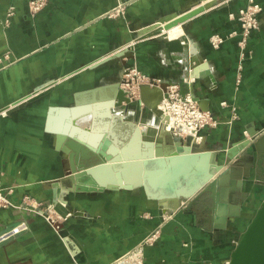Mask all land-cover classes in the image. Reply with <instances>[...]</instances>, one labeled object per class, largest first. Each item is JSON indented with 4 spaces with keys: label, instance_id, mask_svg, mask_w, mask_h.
Returning a JSON list of instances; mask_svg holds the SVG:
<instances>
[{
    "label": "crops",
    "instance_id": "1",
    "mask_svg": "<svg viewBox=\"0 0 264 264\" xmlns=\"http://www.w3.org/2000/svg\"><path fill=\"white\" fill-rule=\"evenodd\" d=\"M29 1L0 0V110L33 96L0 117V190L9 202L0 206V237L22 222L29 226L0 241V264H116L156 232L154 244L144 247L142 264L227 263L264 201V0H257L263 7L262 28L249 41L253 56L243 64L239 85L240 38L231 36L239 25L232 15L247 0H219L185 27L198 44L194 49L199 61L191 65L194 97L220 121L204 131L197 145L218 150L224 158L219 163L228 171L215 203L208 199L198 213L183 209L167 220L170 203L148 198L143 187L137 193L116 188L78 193L75 185L84 183L76 176L101 162L99 151L112 155L115 146L124 160L114 176L120 170L125 181H142L141 159L150 157V150L153 156V145L135 132L130 135V123L113 114L119 92L116 64L101 59L138 41L165 18L195 10L203 0H49L36 16L29 12ZM10 6L17 12L5 28ZM119 6L123 16L105 17ZM180 31L170 36L177 38ZM216 34L226 37L218 49L210 43ZM164 52L163 39L141 40L135 63L152 79L177 83L185 58L176 54L166 63ZM161 137L153 140V157L158 149L165 153L174 147L173 139L171 143ZM183 143L186 147L191 142ZM234 150L235 157L227 158ZM233 181L238 185L231 202ZM54 199H66L70 207L62 212H73L65 222L64 239L37 215V206Z\"/></svg>",
    "mask_w": 264,
    "mask_h": 264
},
{
    "label": "rangeland",
    "instance_id": "2",
    "mask_svg": "<svg viewBox=\"0 0 264 264\" xmlns=\"http://www.w3.org/2000/svg\"><path fill=\"white\" fill-rule=\"evenodd\" d=\"M48 1L49 0H30L28 4L30 14H32V16H36L40 14L48 5ZM218 2L219 0H203L200 6L196 8L197 10L188 9L182 14L179 15L175 14L173 16H169L168 18H165L161 22H158V24H154L151 28H149V30L145 33V35L139 38L138 41H134V43L132 44L118 47L101 59L102 63L107 62L109 60H114L115 61L114 64H116V69L114 71L118 76L117 89L119 92L117 93V96H115V99L118 102V104L113 109V114L117 115L118 119L122 118L126 122L130 123V125H126V129L129 132V134L131 135L133 132H135L133 135L135 136L139 135L144 137L145 141L148 140L149 146L155 145L153 143L154 138L156 139L157 142H159L160 138H162L161 136L167 137L166 142L172 143V139H173V136H171L172 132L169 131L168 126H165L164 121H162L163 117H165L163 113L162 101L164 99V93H166L167 90L169 91L170 89H172L176 83L173 82L164 83L163 82L164 80H162V78L152 79L146 76L143 72H141V70L137 67L135 63L136 44L141 40H147L149 38H154V37H159L163 39L165 44V42L168 40L176 39L170 36V33L172 31H175L176 29H181L182 33L177 38L182 40L183 44L186 46L185 53L180 54L183 55L184 58H187L188 60V61L186 59L182 60L184 63L183 75H186V72L189 69L190 64L193 65V63L195 64V62H198L199 60H197V57L195 56V54L198 52H195L194 49V47H196V50H198L197 49L198 44L197 42L192 40L190 36H188V34L185 31V27L191 19L201 15L206 11L213 9V7H215L218 4ZM121 7L122 6H119V8H117L116 10L109 12L108 14H106L105 17L118 18L120 16H123L124 9H121ZM241 11H244V13L242 14ZM16 12L17 9L15 6H10L8 8L4 19L5 28H9L11 26L12 20L16 15ZM262 14H263V7L257 0H247L246 4L239 9L238 13L232 15V18L237 20L238 22L239 32L234 31L231 34V36L234 37L239 36L240 38L238 45L240 49V53H239L240 58L241 57L243 58V62H242L243 67H244L243 64L246 62V60L252 58L253 56V50L249 47L250 46L249 41L252 38L253 34L262 28V20H261ZM172 23H174L175 26L170 30H167L166 26ZM215 38L223 40L224 43L226 37L216 34L210 38V43L212 47L218 49L223 43L220 44V46L217 48L214 47L212 44V40ZM164 54H165L164 62L167 63L168 61L169 62L174 61L173 57H170L168 55L166 49ZM174 55L176 54H172V56ZM7 57L8 54H6V58ZM240 65H241V61L239 62V66ZM241 72L238 70L237 85L241 83V81L238 82V80H242ZM145 86H149L147 88H150L152 90L158 88L160 94L159 97L162 100L160 101V99H158L159 100L158 103H154V104L145 102V99L142 94V88ZM162 87H165L166 89L164 90L165 92L161 89ZM32 97L26 96L24 99L22 98L21 100H19V102H17L13 106L11 105L4 110H0V117L10 115L15 108L25 105ZM122 106L123 108L121 109L120 107ZM154 107L157 108V111ZM158 111L162 112L161 118L157 114ZM233 117L234 118L237 117L236 111H233ZM215 118L219 125L220 121L218 120L217 117ZM218 125H216L215 127L209 126L207 129L216 128ZM139 131H141V133H139ZM176 140H179V138H177ZM219 159L224 160V158H219ZM122 165L121 168H123ZM50 183L52 184L49 185L54 184L53 182ZM67 184H69L68 181ZM68 203L69 202H67L66 199L61 201L54 199V201H52L51 203L47 205L37 206L36 208L37 215L43 218L47 223H49L56 232V234L60 236L61 239H64L65 222L67 221L68 217L73 213L72 211L62 212L65 209L67 210L69 209L70 206ZM3 205H9V202L3 196L2 191L0 190V206ZM169 205H170L169 209L165 210L164 213V217L166 220L174 217L180 210H183L185 206H187V204L186 205L180 204L179 206L178 205L176 206L174 204H169ZM18 226L24 228L23 231L21 232L27 231L29 229V226L26 222H22L19 225L15 226L14 228ZM11 231L1 235V237L10 233ZM17 234H13V235H17ZM157 235L158 233L156 232L151 238L146 239L135 251H133V253L129 254L128 256H123L122 258H119L116 264H142L144 258V247L147 245L154 244Z\"/></svg>",
    "mask_w": 264,
    "mask_h": 264
},
{
    "label": "water",
    "instance_id": "3",
    "mask_svg": "<svg viewBox=\"0 0 264 264\" xmlns=\"http://www.w3.org/2000/svg\"><path fill=\"white\" fill-rule=\"evenodd\" d=\"M174 26V23L168 24L166 29L170 30ZM164 46L170 57L172 54L185 53L186 46L178 38L166 41ZM145 87L142 88V94ZM161 89L166 90L165 87ZM157 114L160 118L162 117L161 111H158ZM103 148L106 149V146ZM217 151L215 149L203 150L196 143H190L184 147L183 142L175 141L173 149L165 153L158 149L156 157L146 158L142 162V181L140 183L125 181L124 173L120 170H117L115 174L117 181L103 183L98 180L94 172L91 171L93 167L104 161H114L113 164L120 162L114 156L99 151L101 162L91 168H85L86 170L76 176L84 184L75 185L74 191L92 194L103 191L105 188H116L132 190L137 193L139 188L143 187L148 198L152 200L167 202L176 206L187 201L188 204L184 211L198 213L197 210L201 209L206 200L211 199L213 203L218 200V188L222 184V175L228 171V167L226 168L224 164L219 163V152ZM235 155L236 151H232L228 153L227 158L233 159ZM214 169L218 171L217 175L213 174ZM245 169L247 171L248 168L245 167ZM68 177H72L71 174ZM71 180H75V178L73 177ZM237 185L235 181L230 185L229 197L231 202ZM229 264H264V201L241 235L231 254Z\"/></svg>",
    "mask_w": 264,
    "mask_h": 264
},
{
    "label": "built area",
    "instance_id": "4",
    "mask_svg": "<svg viewBox=\"0 0 264 264\" xmlns=\"http://www.w3.org/2000/svg\"><path fill=\"white\" fill-rule=\"evenodd\" d=\"M241 13L243 14L244 11H241ZM222 43L223 40L218 38L212 40V44L216 48ZM185 59L187 60V58ZM240 61L239 71L241 72L243 69L242 57ZM191 65L186 75H183L172 89L164 93L162 102L165 117H163L162 121H164L165 126H168L169 131L172 132L171 136H173L175 141L200 144L204 138V131L209 126L215 127L218 123L215 115L210 111L203 110L194 97L192 91L194 79H191ZM240 81L238 80V82ZM177 138L179 140H176ZM23 229L21 226L14 228L10 233L2 236L0 241L13 234L20 233ZM225 264H229V262Z\"/></svg>",
    "mask_w": 264,
    "mask_h": 264
},
{
    "label": "bare ground",
    "instance_id": "5",
    "mask_svg": "<svg viewBox=\"0 0 264 264\" xmlns=\"http://www.w3.org/2000/svg\"><path fill=\"white\" fill-rule=\"evenodd\" d=\"M180 33H182L181 31H180ZM160 94H159V90L158 89H155V90H152V89H150V88H147V87H145V89H144V92H143V97H144V99H145V102H147V103H158V99H160ZM162 99H160V101H161ZM102 105V104H101ZM103 105H106V103L105 104H103ZM111 106V105H110ZM97 107V106H96ZM101 108V107H100ZM103 108V107H102ZM102 108H101V110H102ZM105 108H106V106H105ZM155 109H156V111H157V108L156 107H154ZM92 110V109H91ZM90 110V111H91ZM96 110V109H95ZM94 110V111H95ZM97 110H98V108H97ZM54 111V110H53ZM81 111V110H80ZM90 111H88V112H90ZM67 112V111H66ZM77 112V111H76ZM79 112V111H78ZM92 112V111H91ZM97 112V111H96ZM105 112V111H104ZM103 112V113H104ZM106 112H108V111H106ZM105 112V113H106ZM164 112V111H163ZM64 113V112H63ZM81 113V112H80ZM100 113V112H99ZM98 113V114H99ZM104 113V114H105ZM162 113V112H161ZM69 114H70V112H69ZM76 114V113H75ZM81 114H83V113H81ZM85 114V113H84ZM83 114V115H84ZM101 114H102V112H101ZM100 114V115H101ZM108 114V113H107ZM95 116H96V113L94 114ZM165 115V114H164ZM70 116V115H69ZM78 116H79V114H78ZM98 116V115H97ZM75 117H76V115H75ZM99 117V116H98ZM101 117V116H100ZM105 117V116H104ZM55 118H56V113H55V111L54 112H52L51 114H50V128L51 129H53V127H54V123H55ZM102 118V117H101ZM86 120V119H85ZM106 125V124H105ZM57 127V126H56ZM58 128H59V126H58ZM73 129V128H72ZM66 130H67V128H66ZM54 131V130H53ZM95 131H97V129L95 130ZM74 132H80L81 134H84V132L81 130H78L77 128H75L74 129ZM139 133H141V131H139ZM71 135V134H70ZM83 137V136H82ZM83 141V140H82ZM89 143V142H88ZM154 143V142H153ZM88 145H90V144H88ZM234 151H236V150H234ZM110 152H111V154H112V156H114V158H116L117 160H119L120 162H119V164H113L114 163V161H112V162H103V163H101L100 165H98V166H96V167H94V168H92V172H94V174H95V176L98 178V180H100L101 182H105V183H109V182H113V181H115L116 180V178H115V176H114V174H113V170L114 169H116V165H121V163H123V154L114 146V147H111V149H110ZM149 155H150V157H152L151 156V150L149 151ZM155 155V145L153 146V156ZM147 158H149V157H147ZM146 158H144V159H141V161L143 162L144 160H145ZM142 168H143V164H142ZM76 172V171H75ZM79 175V174H78ZM111 180V181H110ZM117 181V180H116ZM77 182V181H76ZM230 260H228V262H229Z\"/></svg>",
    "mask_w": 264,
    "mask_h": 264
}]
</instances>
